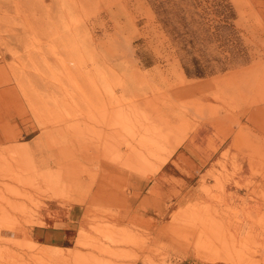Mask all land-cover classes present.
I'll use <instances>...</instances> for the list:
<instances>
[{
    "label": "rangeland",
    "instance_id": "1",
    "mask_svg": "<svg viewBox=\"0 0 264 264\" xmlns=\"http://www.w3.org/2000/svg\"><path fill=\"white\" fill-rule=\"evenodd\" d=\"M15 34L30 60L12 66L48 86L33 111L49 155L44 167L0 152V233H14L0 234V264H264V188L258 215L247 214L256 229L239 235L220 173H190L200 178L191 195H178V173L162 203L149 198L206 121L238 127L239 146L264 165V125L242 123L248 108L264 117V0H0V36ZM46 200L82 206L73 247L28 234ZM151 203L158 222L142 214Z\"/></svg>",
    "mask_w": 264,
    "mask_h": 264
},
{
    "label": "crops",
    "instance_id": "2",
    "mask_svg": "<svg viewBox=\"0 0 264 264\" xmlns=\"http://www.w3.org/2000/svg\"><path fill=\"white\" fill-rule=\"evenodd\" d=\"M27 44L29 41L18 34L0 36V152L7 154L9 150L18 149L23 151V155L37 157L36 161L39 166L45 167L49 153L42 143L46 134L36 120L33 108L36 106L41 108V99L45 100L48 86L42 78V73L35 72L30 66L22 68L12 66L15 59H22L29 63L30 52L26 50ZM14 54L19 55L15 57ZM262 107L264 108V105ZM221 123L223 126L217 131H212V122L200 123L198 129L185 138L162 165L152 183V188L159 196H149V198H155L157 205L162 203L164 197L177 188L173 185L172 179L179 180L178 173H184L182 182L185 184L182 189L178 190V195L181 193L191 195L192 190L198 186L200 178L192 182L190 173L198 172L200 176L208 172L218 175L220 173L222 183L218 185L221 190L217 191V195L221 198L223 205L229 206L232 211L242 216L240 224L228 225L231 228L234 227L239 235L242 230L256 229V225L254 226L247 214L258 215L256 205L261 204L262 199L256 196L255 191L261 187L264 188V175L256 176L253 173L261 171L264 174V165L256 164L254 160L251 161L250 154L239 146L236 137L238 127H229L226 119ZM242 123L254 131L256 124L264 125V117L258 116L256 119L255 108H248L246 121ZM205 184L216 183L208 180ZM143 197L138 204L143 203ZM150 205V209L142 214L158 222L154 209L159 208H155L152 203ZM81 207L77 203L64 206L57 200L44 201L39 207L36 218L38 222L30 227L28 234L36 243L44 245L43 247H47L46 245L62 248L73 247L70 243L76 235ZM230 216L234 217L235 214L230 213ZM154 228L156 231L157 226ZM0 234L14 235L10 232ZM263 258L264 256H261L258 259ZM182 264L203 263H197L189 255L188 259L184 258Z\"/></svg>",
    "mask_w": 264,
    "mask_h": 264
},
{
    "label": "bare ground",
    "instance_id": "3",
    "mask_svg": "<svg viewBox=\"0 0 264 264\" xmlns=\"http://www.w3.org/2000/svg\"><path fill=\"white\" fill-rule=\"evenodd\" d=\"M138 74H139V73H138ZM140 77H141V75H140ZM145 77H146V76H145ZM141 78H142V77H141ZM141 78H140V79H141ZM155 78H156V77H155ZM151 79H152V78H151ZM151 79H150V80H151ZM153 81H154V80H153ZM183 81L186 82V80H185L184 78H183ZM179 85H180V84H179ZM203 85H204V83H198V84L195 85V87L200 89ZM186 89H187V88H186ZM30 246H31V245H30ZM33 246H34V245H32V247H33ZM43 251L47 252L46 250H43Z\"/></svg>",
    "mask_w": 264,
    "mask_h": 264
}]
</instances>
